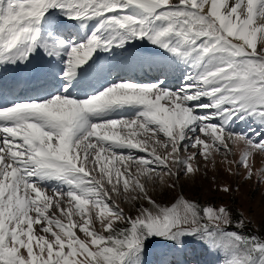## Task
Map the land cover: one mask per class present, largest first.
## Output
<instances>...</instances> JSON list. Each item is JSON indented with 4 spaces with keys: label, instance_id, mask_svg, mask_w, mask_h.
<instances>
[{
    "label": "snow or ice",
    "instance_id": "snow-or-ice-1",
    "mask_svg": "<svg viewBox=\"0 0 264 264\" xmlns=\"http://www.w3.org/2000/svg\"><path fill=\"white\" fill-rule=\"evenodd\" d=\"M222 150L264 183V0H0V264H264L243 213L153 197Z\"/></svg>",
    "mask_w": 264,
    "mask_h": 264
},
{
    "label": "rangeland",
    "instance_id": "rangeland-1",
    "mask_svg": "<svg viewBox=\"0 0 264 264\" xmlns=\"http://www.w3.org/2000/svg\"><path fill=\"white\" fill-rule=\"evenodd\" d=\"M146 75L151 77V73L146 72ZM130 76L137 78L135 75ZM149 80L146 79L142 82ZM240 128H244V125H240ZM241 147H234L233 152L228 154L227 160H238ZM214 155L215 164L212 160L205 162L201 159L199 161L200 171L194 176L185 177L182 175L176 182L175 189H169L166 184H157L153 192L154 199L168 204L173 201L174 197H178L182 193L185 197L196 200L201 205L211 204L217 207L225 205L232 210L234 215L237 212L243 213L244 217L251 221L245 232L255 233L258 231L260 235H264V183H257L255 175L252 179H245L243 168L225 162L223 150L220 154ZM261 167H264V161L257 155L253 158V168L255 170ZM223 185H227L230 191H221L220 188ZM118 202L126 211L131 207L125 201ZM131 214L135 215V212ZM149 247L151 248V246ZM158 253V249L151 250L147 257V264H156ZM173 259L179 264H221L224 253L215 249H207L199 243H189Z\"/></svg>",
    "mask_w": 264,
    "mask_h": 264
},
{
    "label": "bare ground",
    "instance_id": "bare-ground-1",
    "mask_svg": "<svg viewBox=\"0 0 264 264\" xmlns=\"http://www.w3.org/2000/svg\"><path fill=\"white\" fill-rule=\"evenodd\" d=\"M153 55H156V54H153ZM42 63V61H39V65ZM131 65H133V66H135V69L133 70L134 71V73L136 72V74H137V76L139 77L138 79H139V81H144L145 79H147L146 78V74H145V72H146V68H142V67H140L138 64H136V63H132ZM8 67H10L11 69H12V71H14L13 70V68H23L24 70H25V72H28V71H30L29 70V68L27 67V68H24V67H12V66H8ZM129 67L127 68V69H125V70H123V72H122V74H124V75H127V74H129ZM31 71H33L32 70V68H31ZM30 71V72H31ZM36 74V70L34 71V72H32V76H34ZM130 75V74H129ZM31 77V75H30V73H29V78Z\"/></svg>",
    "mask_w": 264,
    "mask_h": 264
}]
</instances>
